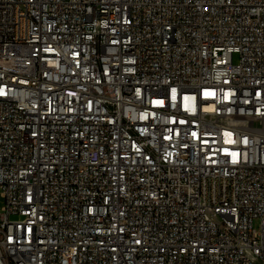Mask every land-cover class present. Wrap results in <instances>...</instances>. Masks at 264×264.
<instances>
[{"label":"built area","instance_id":"built-area-1","mask_svg":"<svg viewBox=\"0 0 264 264\" xmlns=\"http://www.w3.org/2000/svg\"><path fill=\"white\" fill-rule=\"evenodd\" d=\"M0 93V264H264V0H0Z\"/></svg>","mask_w":264,"mask_h":264},{"label":"rangeland","instance_id":"rangeland-1","mask_svg":"<svg viewBox=\"0 0 264 264\" xmlns=\"http://www.w3.org/2000/svg\"><path fill=\"white\" fill-rule=\"evenodd\" d=\"M232 60L234 63L238 62L239 60V55L237 53H234L232 56ZM3 205V198L0 196V208ZM16 216H13V218H15ZM254 227L257 228L258 227V223L257 221L254 222Z\"/></svg>","mask_w":264,"mask_h":264},{"label":"snow or ice","instance_id":"snow-or-ice-1","mask_svg":"<svg viewBox=\"0 0 264 264\" xmlns=\"http://www.w3.org/2000/svg\"><path fill=\"white\" fill-rule=\"evenodd\" d=\"M173 91H175V90H173ZM0 94H2V93H0ZM226 135H231L230 133H226ZM229 142H231V141H229Z\"/></svg>","mask_w":264,"mask_h":264}]
</instances>
